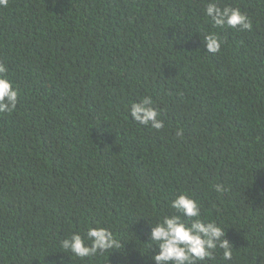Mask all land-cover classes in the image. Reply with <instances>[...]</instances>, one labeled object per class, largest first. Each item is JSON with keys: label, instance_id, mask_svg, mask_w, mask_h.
Listing matches in <instances>:
<instances>
[{"label": "trees", "instance_id": "1", "mask_svg": "<svg viewBox=\"0 0 264 264\" xmlns=\"http://www.w3.org/2000/svg\"><path fill=\"white\" fill-rule=\"evenodd\" d=\"M211 2L0 6V63L19 92L0 115V264H155L148 223L172 214L179 193L233 246L230 261L217 249L204 264H264V0H215L250 31L214 26ZM212 32L215 54L203 41ZM146 96L160 131L129 113ZM97 225L121 247L60 253Z\"/></svg>", "mask_w": 264, "mask_h": 264}, {"label": "clouds", "instance_id": "2", "mask_svg": "<svg viewBox=\"0 0 264 264\" xmlns=\"http://www.w3.org/2000/svg\"><path fill=\"white\" fill-rule=\"evenodd\" d=\"M0 6L7 7L8 0H0ZM205 14L214 26L236 29L241 31L252 29L248 17L238 8L219 7L213 2L208 3ZM207 53H218L222 40L215 32L203 37ZM8 68L0 63V115L11 114L19 103V92L11 79L6 75ZM132 119L143 126L160 131L164 122L160 112L153 106L151 97H144L138 103H132L129 109ZM177 131V135H181ZM215 192L225 189L220 185L214 186ZM173 213L158 217L151 227L148 245L158 248L152 257L155 264H204L205 261H215L217 249L222 251L224 261H230L233 256V246L225 238L226 230L222 224L202 218V206L188 193H179L170 202ZM59 247L70 258L75 256L81 260L97 254L113 252L121 247L113 232L106 227L89 226L84 235L73 233L60 241ZM152 248V247H151Z\"/></svg>", "mask_w": 264, "mask_h": 264}]
</instances>
